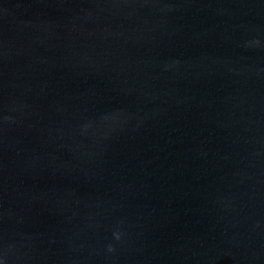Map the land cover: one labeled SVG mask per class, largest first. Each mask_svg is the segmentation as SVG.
<instances>
[{"label":"water","instance_id":"obj_1","mask_svg":"<svg viewBox=\"0 0 264 264\" xmlns=\"http://www.w3.org/2000/svg\"><path fill=\"white\" fill-rule=\"evenodd\" d=\"M0 264H264V0H0Z\"/></svg>","mask_w":264,"mask_h":264}]
</instances>
